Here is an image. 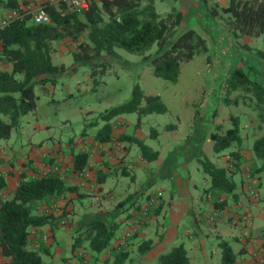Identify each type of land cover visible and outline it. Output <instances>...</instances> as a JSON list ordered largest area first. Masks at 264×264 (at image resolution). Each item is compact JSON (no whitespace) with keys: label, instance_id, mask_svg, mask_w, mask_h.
Returning a JSON list of instances; mask_svg holds the SVG:
<instances>
[{"label":"trees","instance_id":"1","mask_svg":"<svg viewBox=\"0 0 264 264\" xmlns=\"http://www.w3.org/2000/svg\"><path fill=\"white\" fill-rule=\"evenodd\" d=\"M20 2L26 4L27 0H0V8L13 9ZM198 2L212 20L223 21L222 26L235 42L242 36L258 37L264 34V0H228L224 6L216 2L208 3L207 0ZM40 6L47 15L46 22L34 23L28 15H21L0 28V63L10 62V69H0V140L6 139L10 129L18 126L20 116L35 109L33 84L43 85L52 80V75L63 70L62 65H54L50 60L55 41L70 38L73 41L70 52L76 61L97 58L101 54L113 57L116 48H122L140 55L141 61L151 65L154 76L171 82L176 79L183 62L200 51L208 50L204 34L192 27H181L180 11L158 14L152 6L140 3V0H88L87 7L82 10L64 0H42ZM223 15L227 17L223 19ZM240 46L264 59L263 50H254L246 44ZM248 58L252 59V55ZM244 62L229 72L225 83L228 91L242 89L251 94L249 99L257 111V126H260L264 122V85L249 77L246 70H249L250 59ZM254 72L257 76L258 71ZM132 89L129 100L106 108L94 121L87 123L89 126L101 122L93 135L95 141H108L111 138L110 119L115 116L136 113L138 122L139 117L146 113L166 111L158 95L144 93L137 83L133 84ZM233 118V126L223 133L209 132L215 152L220 153L231 143L236 144L235 149L228 151L231 165L222 167L204 156L198 159L203 171L209 175L208 188L224 194L232 193L236 183L232 174L244 159L238 152L241 135L236 116ZM173 126L166 125L165 128ZM83 133L85 123L79 134ZM118 138L136 143L140 154L147 159H155L158 155L138 137L119 135ZM250 152L253 158L250 175L253 177L255 173H263L264 176V134L253 140ZM72 157L71 170H84L87 153L77 151ZM5 182L0 173V192ZM73 188L74 185L66 184L61 173L55 170L32 177L21 175L11 196L0 198V254L7 259V264H46L40 255L45 245L37 248L28 246L30 230L47 223L53 228L63 222L67 212L62 209L58 215H53L52 212H37V209L43 204L54 203ZM214 200L217 207L224 203L223 200L220 203ZM117 226V222L87 221L72 232L71 251L80 246H86L95 253L103 251L110 245ZM150 245L151 239H145L137 251L143 252ZM219 245L221 264H234V253L228 242L220 240ZM185 249L182 244L173 246L160 253L153 264H188ZM75 254L82 255V252ZM262 257L263 260L257 264H264Z\"/></svg>","mask_w":264,"mask_h":264},{"label":"crops","instance_id":"2","mask_svg":"<svg viewBox=\"0 0 264 264\" xmlns=\"http://www.w3.org/2000/svg\"><path fill=\"white\" fill-rule=\"evenodd\" d=\"M38 1L42 2V0H27V4ZM161 1H153V5L160 7ZM171 1H173L175 10L181 12V27H188L184 19L189 22L188 20L193 19L191 15H194V19L202 20V29L209 35L207 29L211 22L206 23V19L211 17L198 0ZM147 2L149 0H140L142 4ZM20 4L23 3L20 2ZM153 9L158 14L169 12H161L158 9L155 10L154 7ZM3 10L4 8H0V15ZM216 25L220 27V32H227L220 24ZM227 35L230 36L229 32ZM263 37L264 34L258 36L260 41ZM248 45L254 50L264 51L259 48L260 45ZM248 68L252 71L255 80L264 85V59L258 58L252 53ZM0 69H10V62H1ZM254 70L258 71L257 76H255ZM113 118L110 119L111 138L108 141L93 139L100 124L92 134L78 133L76 136L69 137L64 147L53 144L52 148L45 150L44 141H41L39 145L31 142L15 143L7 139L0 142V173L6 181L5 187L0 192V198L11 196L21 175L32 177L57 170L61 173L66 184L74 185L73 190L65 192L63 197L56 199L54 203L43 204L37 209V212H52L53 215H58L62 209L67 212L63 222H59L53 228L47 223L30 230L28 246L37 248L44 244L45 250L40 255L46 264H73L75 252L88 251L89 249H85V246L75 248L74 251H71L70 248L74 229L92 219H98L105 223H118L110 245L93 256V264H153L160 253L178 244H182L186 248L188 264H221L220 240L227 241L232 252L237 254L234 264H250V262L253 264L256 256L252 253L264 256V241L259 240L260 247L254 248L253 242L246 240L251 231L247 226H239L244 227L242 239L224 229L225 226H231L228 216L234 211L235 202L239 201L243 205L247 203L243 190L244 184L248 180L254 181L255 185L258 183L250 175L249 159L253 161L251 152L247 150L248 155L242 147H239L238 152L244 159H242L239 169H235L232 174L234 179V174L240 173L239 183L234 179L236 183L232 193H218L213 188H208V178L202 183L201 195H198L194 189L195 178H192L190 169L192 165L199 171L201 166L198 159L204 154L203 141H211L209 137L211 130H208L205 124L194 126L190 136L187 135L184 141L175 143L171 142V136L175 135L176 126L164 127L166 134L162 138L163 146L157 139V133L151 135L153 142L156 143L154 148L147 144L140 134L125 133L122 120L120 118L112 120ZM119 135L138 137L158 154L155 159H147L140 154L138 148L136 159L140 166L138 172L145 179L139 189H135V185L127 192L116 188L120 175L129 174L133 181L136 179L134 165L127 161V154L130 150L129 143L132 141L118 138ZM208 150L214 157L213 149ZM77 151H84L88 156L87 165L82 171L71 170L72 154ZM222 159L227 165H231L228 154L222 155ZM255 174L259 175L260 173ZM155 183L158 184V189L154 191L148 188V185ZM150 193L156 197V206L140 223L136 224L132 221V213ZM86 196H93L95 199L94 203H91L90 212L79 217H75V214L71 216L73 199ZM217 198L224 201L220 207L214 204V199ZM66 199L68 201L65 205ZM256 207L255 205V210ZM215 208L218 209L220 216L214 220L208 219L207 216ZM127 231H130L131 234L124 237V233ZM149 238L151 239L150 247L139 253L137 249L140 243ZM64 249L69 250L71 256L63 255L62 250ZM86 255L84 254L85 258ZM116 260H119V263H116ZM0 264H7V259L1 254Z\"/></svg>","mask_w":264,"mask_h":264},{"label":"rangeland","instance_id":"3","mask_svg":"<svg viewBox=\"0 0 264 264\" xmlns=\"http://www.w3.org/2000/svg\"><path fill=\"white\" fill-rule=\"evenodd\" d=\"M153 1L156 0H149L146 4L161 12L175 10L171 0H162L160 7L154 6ZM214 2L224 6L228 0H208V3ZM33 4L40 6L39 1ZM3 12L0 15L1 18ZM193 16L191 15L192 20L186 22L184 19V22L188 27L207 37L208 50L200 51L187 62H183L173 82L154 76L151 65L141 61L140 55L122 48H116L113 57L101 54L97 58L76 61L70 52L73 47V41L70 38L55 41L50 60L54 65H62L63 70L52 75V80L46 81L43 85L33 84L36 107L33 111L20 116L18 126L10 129L6 139L21 144L31 142L35 145L44 141L45 150L52 148L53 144L64 147L69 137L76 136L80 132L84 123L85 133L92 134L101 122L89 126L87 123L94 121V118L106 108L129 100L132 95V86L137 83L144 93L158 95L165 104L166 111L146 113L139 118L138 122L136 113H125L114 117L112 120L116 118L122 120L125 133H138L147 144L155 148L156 143L153 142L151 135L157 133V139L162 145L166 125L176 126L175 135H170L171 142L175 143L184 141L185 137L191 134L194 126L202 124H205L208 130L218 131L221 134L226 128L233 126V117L236 116L241 135L240 147L249 155L253 140L264 134V122L257 126V111L249 99L251 94L242 89L228 91L225 80L234 67L243 65L244 61L248 62L251 59L248 56L252 55V50H244L240 44L260 45L259 48L264 49V37L260 41V38L255 36H242L238 42L232 40L231 43L227 32H220V27L216 25L218 23L222 26L223 21L206 19V23L211 22L207 29L209 35H207L202 29V20H196ZM226 17V15L222 16L223 19ZM203 21L205 22V19ZM246 71L250 78L254 77L251 70ZM169 134H167L168 137ZM129 147L127 161L133 163L136 179L133 181L129 174L119 176L116 188L125 192L131 190L134 185L135 189H139L145 182L144 177L138 172L140 166L136 159L139 147L134 142H130ZM210 148H212V140H204L202 145L204 154L201 157L204 156L219 166H228L222 159V155H227L228 151L235 149L236 144L231 143L220 153H214V151V157L208 150ZM251 162L249 159L250 164ZM190 170L192 178H195V192L201 195L202 183L209 178V175L203 171L202 167L198 171L191 165ZM253 178L258 181L257 199L249 207L253 219L247 225L251 231L246 240L253 242V247L257 248L256 246L260 247L259 240L264 241V176L260 173L255 174ZM234 179L239 183V172L234 174ZM148 186L154 191L159 187L157 183ZM94 201L93 196L74 198L71 216L75 214V217H79L90 212L91 203ZM224 229L242 239L244 227L225 226ZM233 247L235 248L234 244ZM62 254L71 256L67 249L62 250ZM84 254H87L86 258ZM95 254L91 250L82 252V255L75 254L73 264H93ZM236 256L237 254H234V257Z\"/></svg>","mask_w":264,"mask_h":264},{"label":"built area","instance_id":"4","mask_svg":"<svg viewBox=\"0 0 264 264\" xmlns=\"http://www.w3.org/2000/svg\"><path fill=\"white\" fill-rule=\"evenodd\" d=\"M69 2L74 8L78 10H82L87 7L88 0H64ZM28 15L34 23H42L47 21V15L41 6H36L33 3L20 4L18 7L13 9H4L2 18L0 19V28L8 25L11 19L21 16ZM244 196L246 197L247 203L243 205L241 202L236 201L234 204V211L229 214L228 221L231 226L239 227V226H247L252 217L249 212V207L252 206L257 199V190L255 182L252 180H248L244 186ZM218 203L221 200L216 199ZM156 206V197L154 194H148L144 201L139 204V206L133 211L132 221L136 224L140 223V221L149 213L151 209ZM220 216L218 209H213L209 215L208 219L214 220L216 217ZM131 232L127 231L124 233V237L130 236ZM256 256L253 264H257L263 260L262 256H259L257 253H252Z\"/></svg>","mask_w":264,"mask_h":264}]
</instances>
